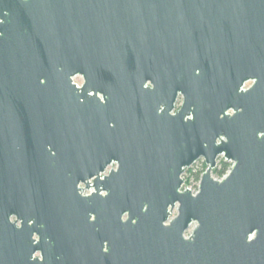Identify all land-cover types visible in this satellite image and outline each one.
I'll return each mask as SVG.
<instances>
[{"label":"water","instance_id":"95a60500","mask_svg":"<svg viewBox=\"0 0 264 264\" xmlns=\"http://www.w3.org/2000/svg\"><path fill=\"white\" fill-rule=\"evenodd\" d=\"M0 20V203L82 181L108 264H264V0H0Z\"/></svg>","mask_w":264,"mask_h":264},{"label":"flooded vegetation","instance_id":"af4514ba","mask_svg":"<svg viewBox=\"0 0 264 264\" xmlns=\"http://www.w3.org/2000/svg\"><path fill=\"white\" fill-rule=\"evenodd\" d=\"M76 78L83 79L81 85L75 82ZM73 80L79 88L85 82L82 75H77ZM163 81L165 84H172L168 77ZM180 81L182 82V77L179 78L176 75V83L180 84ZM257 81L258 79L254 77L244 80L239 92L248 93L255 87ZM145 88L154 90L155 84L149 80L145 84ZM165 88L167 87L165 86ZM98 96L104 102L103 95L98 94ZM184 103L183 91L177 90L170 114L176 115L180 112ZM234 113V110L230 109L226 115L232 116ZM53 154L55 153L53 152ZM220 161L231 163L233 167V163L227 161L224 155L218 157L217 166ZM198 162H203L207 166L202 157L190 168L196 167ZM112 167L115 169L116 165ZM112 167L103 176L108 175L109 171L113 169ZM17 190L15 204L9 203L6 196L0 203L1 264H108L106 256H104L108 253V241H102L103 249L100 250L98 245L101 242L92 240L87 234L90 223L95 221V216L92 214L90 220L86 218L83 198L90 197L95 190L88 188L86 182L81 181L78 184L77 193L74 195L70 192L67 193L65 185L54 187L50 190L51 194L47 198H43L42 204L35 203L29 205L27 209L23 203V190L20 187V181ZM54 193H58V195H53ZM26 227L29 230L24 234Z\"/></svg>","mask_w":264,"mask_h":264},{"label":"trees","instance_id":"16d2710c","mask_svg":"<svg viewBox=\"0 0 264 264\" xmlns=\"http://www.w3.org/2000/svg\"><path fill=\"white\" fill-rule=\"evenodd\" d=\"M204 166V169L203 170H195V167H193L191 170H190V174H191V177L194 178L196 181H200L201 179V176L202 174L205 172L206 170V165L203 164ZM232 167V164L231 163H228V162H225V161H220L218 166L215 168V170L213 171V174L217 177V178H224L230 171Z\"/></svg>","mask_w":264,"mask_h":264}]
</instances>
